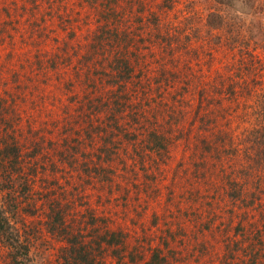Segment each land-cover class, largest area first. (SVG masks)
Returning a JSON list of instances; mask_svg holds the SVG:
<instances>
[{
    "label": "rangeland",
    "instance_id": "obj_1",
    "mask_svg": "<svg viewBox=\"0 0 264 264\" xmlns=\"http://www.w3.org/2000/svg\"><path fill=\"white\" fill-rule=\"evenodd\" d=\"M251 10L0 0V209L25 264H68L66 233L97 264H264L262 123L252 109L228 117L231 143L213 135L236 64L264 66Z\"/></svg>",
    "mask_w": 264,
    "mask_h": 264
},
{
    "label": "trees",
    "instance_id": "obj_2",
    "mask_svg": "<svg viewBox=\"0 0 264 264\" xmlns=\"http://www.w3.org/2000/svg\"><path fill=\"white\" fill-rule=\"evenodd\" d=\"M218 3L222 2V0H216ZM247 2H251L252 7L254 10H251L252 15L251 16H260L264 15V11L261 9V0H246ZM260 10V11H258ZM250 13V14H251ZM255 17H252L254 19ZM219 25V23H209L210 27L217 28L216 26ZM258 30L261 32L257 33L261 36H264V32L259 27ZM252 32V31H251ZM218 40V38L216 39ZM233 43V42H232ZM231 43V44H232ZM234 43L231 45L233 47ZM264 48V45L263 47ZM236 51V50H234ZM246 57L248 59H243L242 61H239L238 64L235 66V71H238L235 74V77L237 78L232 83V86H227V91L225 88V92L229 94L227 98L222 99L226 101V105L222 107H215L212 110L213 115L215 118L219 121H221L220 126L225 128L216 127L214 125V136L220 141H223L227 137V141L231 143L232 137V129L230 127L231 122H228V117L235 118L237 120H243L245 117L254 110L251 116L254 113H257L255 115V119L258 120L257 123H262L258 130L260 131L261 135L259 137V140H262L264 143V66L261 64L262 62L258 59V57L253 56V53H249ZM250 57V59H249ZM264 59V55L261 57ZM234 59V56H233ZM248 60V61H247ZM135 61V60H132ZM135 64L131 63V68H128V61L127 57L122 61L121 65L124 66V68L128 69L129 71H126L129 73L132 69H135ZM125 80H129V78H124ZM224 84V82H222ZM234 88V89H233ZM220 92V91H218ZM252 101V102H250ZM250 102V103H248ZM248 103V104H247ZM221 105V104H220ZM233 113H236L235 116ZM237 113H240L237 115ZM225 120V122H222V120ZM236 120V121H237ZM217 131H223L224 136L216 135ZM257 132V131H256ZM211 136V135H210ZM213 136V137H214ZM161 141H164L163 139ZM4 144V143H3ZM0 144V145H3ZM210 145H217L215 142H211ZM264 145V144H263ZM161 146V145H160ZM264 151V149H263ZM0 154L2 156L6 155V148L2 147L0 148ZM1 167V165H0ZM59 218L53 221V225L51 227L52 232H59L61 234L62 238L64 237V230L63 228V221L62 216L58 214ZM9 229V222L4 217L3 211L0 209V244L3 246V248L7 252V262L8 264H25V258H26V251L22 253L20 249V242L19 240L14 238L13 235L10 234ZM66 236H69L68 243L65 249L66 255H67V261L68 264H97L94 260V255L89 252L85 244L82 245L80 242V239H78V236L76 235H69V233H66ZM112 238L118 237L116 233L111 235ZM108 243L110 244L111 241L109 240ZM22 253V254H20ZM158 255V251L155 250L153 257L151 258V261H154Z\"/></svg>",
    "mask_w": 264,
    "mask_h": 264
}]
</instances>
